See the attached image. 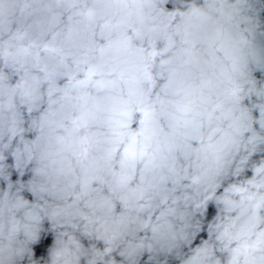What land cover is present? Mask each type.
Listing matches in <instances>:
<instances>
[{"label": "clouds", "instance_id": "obj_1", "mask_svg": "<svg viewBox=\"0 0 264 264\" xmlns=\"http://www.w3.org/2000/svg\"><path fill=\"white\" fill-rule=\"evenodd\" d=\"M0 264H264V0H0Z\"/></svg>", "mask_w": 264, "mask_h": 264}]
</instances>
